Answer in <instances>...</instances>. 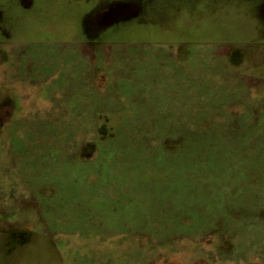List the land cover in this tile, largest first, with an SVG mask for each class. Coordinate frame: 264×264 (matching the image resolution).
I'll use <instances>...</instances> for the list:
<instances>
[{
    "label": "rangeland",
    "instance_id": "1",
    "mask_svg": "<svg viewBox=\"0 0 264 264\" xmlns=\"http://www.w3.org/2000/svg\"><path fill=\"white\" fill-rule=\"evenodd\" d=\"M4 10L1 229L25 226L43 263L264 264V0ZM194 141L196 163L222 145L257 163L170 172Z\"/></svg>",
    "mask_w": 264,
    "mask_h": 264
},
{
    "label": "crops",
    "instance_id": "2",
    "mask_svg": "<svg viewBox=\"0 0 264 264\" xmlns=\"http://www.w3.org/2000/svg\"><path fill=\"white\" fill-rule=\"evenodd\" d=\"M6 3L7 0H0V22L4 18ZM3 32V28L0 27V45L4 44ZM12 219H15V217H10L0 211V223L14 222ZM32 234L23 225L14 224L0 228V264H59L55 246H50L53 252L49 254V261L43 263L41 253L34 255L35 249L31 245L33 241ZM37 250L39 251V248ZM49 253L51 252L49 251ZM69 260L67 264H90L84 261L74 262L70 258Z\"/></svg>",
    "mask_w": 264,
    "mask_h": 264
},
{
    "label": "trees",
    "instance_id": "3",
    "mask_svg": "<svg viewBox=\"0 0 264 264\" xmlns=\"http://www.w3.org/2000/svg\"><path fill=\"white\" fill-rule=\"evenodd\" d=\"M208 137V143L209 142V139H210V136H207ZM209 145V144H208ZM239 145H247V142L246 141H239ZM201 144L198 143V142H195L194 141V146H193V150H191V152H189V154L186 152V153H183L181 156L182 158L178 159V161H175V159H177V157L175 156H172L173 158H170L169 159V163H168V170H170V172H173L175 171L174 169H176V167H179V173L181 172H191L192 170H194V168H198V169H205L207 170V168H211V167H219L221 169H231V165L229 166V163L230 161L232 160H236V163H240L241 166L242 165H250L251 164V161L253 162H256L255 160H251V159H245V158H241V157H238V153H234L233 156H229V155H224L225 151L227 150V146L225 145H222L221 146H213V150L211 151V155H209V158L206 162V164H204V162H202V164H199L198 162L196 163L195 161V155H196V152L198 151V149L200 148ZM221 147V148H220ZM195 151V152H194ZM194 152V153H192ZM99 153V151H98ZM221 153V155H220ZM219 154V155H218ZM257 163V162H256ZM233 168V167H232ZM99 171L100 168H98ZM187 170V171H186ZM232 171V170H231ZM236 175V173L234 174V172H232V175H230V173H227L225 175H223V179H228V177H232ZM243 175V174H242ZM244 176H242L240 179H242ZM173 180V182L175 183H181L183 180H179L177 176L171 178ZM225 179L223 181H225ZM101 180V179H100ZM100 180H99V183L100 184ZM213 180V179H212ZM189 183H194V182H189ZM49 219V222H47L48 226L51 228V230L53 232H62L64 230V225H66L64 222H66L65 220L63 221H57V220H54L53 217H48ZM57 225V228H59V230L55 231L54 230V226ZM63 229V230H62ZM65 232V231H63Z\"/></svg>",
    "mask_w": 264,
    "mask_h": 264
}]
</instances>
